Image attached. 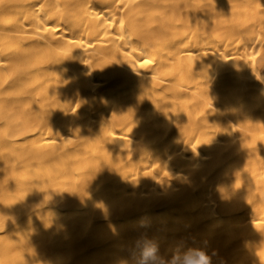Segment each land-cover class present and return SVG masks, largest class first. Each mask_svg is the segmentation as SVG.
<instances>
[{
  "label": "bare ground",
  "instance_id": "bare-ground-1",
  "mask_svg": "<svg viewBox=\"0 0 264 264\" xmlns=\"http://www.w3.org/2000/svg\"><path fill=\"white\" fill-rule=\"evenodd\" d=\"M264 264V0H0V264Z\"/></svg>",
  "mask_w": 264,
  "mask_h": 264
},
{
  "label": "clouds",
  "instance_id": "clouds-1",
  "mask_svg": "<svg viewBox=\"0 0 264 264\" xmlns=\"http://www.w3.org/2000/svg\"><path fill=\"white\" fill-rule=\"evenodd\" d=\"M137 264H212V258L202 248L176 250L170 258L161 254L158 244L146 236L137 241Z\"/></svg>",
  "mask_w": 264,
  "mask_h": 264
}]
</instances>
